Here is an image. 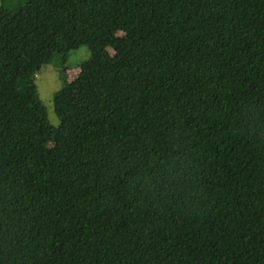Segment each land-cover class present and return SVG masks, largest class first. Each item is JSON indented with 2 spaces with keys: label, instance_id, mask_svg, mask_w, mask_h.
<instances>
[{
  "label": "trees",
  "instance_id": "16d2710c",
  "mask_svg": "<svg viewBox=\"0 0 264 264\" xmlns=\"http://www.w3.org/2000/svg\"><path fill=\"white\" fill-rule=\"evenodd\" d=\"M10 2L0 264H264V0Z\"/></svg>",
  "mask_w": 264,
  "mask_h": 264
},
{
  "label": "rangeland",
  "instance_id": "374dc122",
  "mask_svg": "<svg viewBox=\"0 0 264 264\" xmlns=\"http://www.w3.org/2000/svg\"><path fill=\"white\" fill-rule=\"evenodd\" d=\"M24 0H11L10 6L12 9L17 8L22 4ZM2 5V0H0V6ZM91 56V52L87 47H80L71 52L68 63L67 70L63 73L60 66V56H56L55 60L52 61L50 65L43 67L41 72L36 77V85L38 88V93L43 100V103L47 109L48 120L51 125L57 127L60 124V120L55 114L54 108V95L62 88V85L68 81H74L81 71V64Z\"/></svg>",
  "mask_w": 264,
  "mask_h": 264
}]
</instances>
